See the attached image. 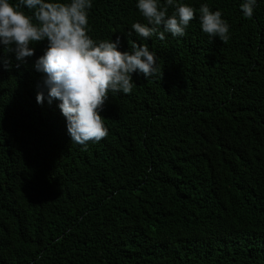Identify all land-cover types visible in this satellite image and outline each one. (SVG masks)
<instances>
[{"label": "trees", "instance_id": "trees-1", "mask_svg": "<svg viewBox=\"0 0 264 264\" xmlns=\"http://www.w3.org/2000/svg\"><path fill=\"white\" fill-rule=\"evenodd\" d=\"M184 2L219 9L228 42L198 12L182 38L129 36L135 0H93L89 35L147 44L161 72L108 94L86 150L36 102L44 42L0 63V264H264V0L252 19L243 0Z\"/></svg>", "mask_w": 264, "mask_h": 264}, {"label": "clouds", "instance_id": "clouds-1", "mask_svg": "<svg viewBox=\"0 0 264 264\" xmlns=\"http://www.w3.org/2000/svg\"><path fill=\"white\" fill-rule=\"evenodd\" d=\"M135 6L145 22H133L129 36L163 41L167 33L182 38L198 12L201 31L211 40L230 39L222 12L207 3L195 9L184 0H135ZM256 6L257 0H243L239 8L245 19H252ZM92 7L93 0H0V63L10 67L11 54L19 67L34 55V46L44 42L43 54L33 64L41 74L36 102L57 101L70 142L85 150L88 142L108 135L101 116L108 94H131L133 73L148 79L161 72L147 44L133 42L131 51H120L119 36L94 40L88 27Z\"/></svg>", "mask_w": 264, "mask_h": 264}]
</instances>
